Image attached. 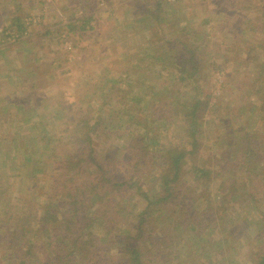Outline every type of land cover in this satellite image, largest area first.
Instances as JSON below:
<instances>
[{"label":"rangeland","instance_id":"1","mask_svg":"<svg viewBox=\"0 0 264 264\" xmlns=\"http://www.w3.org/2000/svg\"><path fill=\"white\" fill-rule=\"evenodd\" d=\"M28 1L0 0V6L3 7L0 8V12L3 11L0 17L6 19L10 12L16 11L18 4L27 7ZM30 1L31 4L35 3L36 7L33 10L42 13L43 17L40 23H37L39 26L32 27L37 29L35 32L31 31V35L20 38L18 42H12V46L14 45L12 48L21 49L22 57L18 55L14 61L15 64H12L7 60L8 55L0 54L1 214H3L2 207L5 203V194L1 193L3 191H6L7 196L10 195L7 192H12L13 203L16 204L18 202L15 201L16 195L22 200L31 195L35 197L37 203H41L48 195L51 190L49 175L54 172L55 166L46 159L60 157L58 151L62 152L59 150L61 143L71 142L68 132L63 130L79 126L73 119V115L81 112L84 107L92 108L97 118H100V113L103 111L112 114L113 117V121L107 116L101 117L102 121L93 133L92 141L96 156L109 159L118 148L116 156L122 157L123 143L127 141L128 136L120 131V125L125 123V120L115 119L119 116L113 113L111 106L118 105L114 101H109L110 104L106 102L103 95L107 93L103 89H106L107 78L118 76L116 66H122V69L126 70V67L131 68L132 65L137 64V61L131 60L128 54L130 49L134 50V43L141 41L143 37L135 35L130 28L129 36L125 41L128 51L120 58L119 55L125 50V43L122 42L121 45L113 41V35L120 39L123 31H126L128 27L127 24L135 25L134 30L145 25L147 29L144 35L146 36L158 32V29H152L153 26L150 24L155 18L146 20L144 22L146 24H143L138 16L133 17L135 11L129 9L127 4L114 8L129 0H92L94 5L98 3V8L93 13V21L90 23L94 29L84 31L80 36L77 30L68 32L66 24L73 17H79L84 11L83 7L86 9L85 2L78 4L76 0ZM216 2L218 0H151L152 9H157V14L165 18L162 23L166 20L170 21L161 23L165 26L170 27L183 19L189 22L186 18L187 14L184 13L187 11L195 13L192 15L193 21L197 23L193 26L197 30L194 44H196L200 65L205 71L196 73L191 83L184 81L182 86L179 84L177 88L175 85L179 82L177 71L164 70V73L150 71L145 76H149L151 84L157 86V89L163 90V86L165 90L175 88L179 92H186L192 100H195L200 92L203 98L210 95L208 108L204 109V115H201L200 147L195 154H187L184 158L186 173L182 174L181 179L182 185L184 180L187 186L191 182L190 185L196 188L201 197H198L195 203L202 207L205 204L202 201L204 194L201 195L203 187L201 183L197 184V181L193 180V165H204L208 163L207 158L213 156L212 165L219 174L208 188V193H213L211 197L210 194L207 196L210 199L207 203L210 208H215L216 204L220 203L215 192L222 181H228L230 176L239 180L241 183L238 186L239 192L234 194V198L228 204L221 206L229 231L224 235L221 231L225 229V226H220L219 221L210 224L209 229H206L204 233L194 236V231L182 229L173 221L174 210H169L168 213H171L172 217L165 219L160 217L150 226L153 232L162 226V244L168 246L163 250L162 256L158 255L154 258L147 255L146 246L143 247V243H140L144 252L141 255L144 264H199L200 262L203 264H264V150L257 149L261 144L264 148V121L260 119L262 115L258 114L259 108L256 107L258 99L251 88L255 77L260 72V66L257 63L264 65V0H235L234 4L229 2L223 8H218ZM85 11L87 14V9ZM206 16L209 17L210 22L198 24ZM232 22H234L233 26L230 24ZM7 23L9 24L8 20ZM179 27L176 26L166 32L168 40L174 39L181 42V39H184L183 36L190 38L191 35H185ZM234 43L236 47L233 46ZM155 49L152 47L151 52ZM14 52L17 53V49ZM172 53H176V50H172ZM247 53L249 61H246ZM162 56L163 54L160 58ZM164 57V60L156 63L154 67L156 70L159 69L160 63L165 64L163 65L165 68L171 69L172 60L165 55ZM14 67L15 70H13ZM104 67L109 70L103 69ZM184 71L181 70V77L187 74ZM144 80L147 82V79ZM260 87L264 90V84L256 82L255 88ZM145 88L151 89V86ZM150 92L152 93L149 91L147 97L150 96ZM108 98H110L109 95ZM28 118L30 122H27ZM140 128L143 130V127ZM229 132L233 135L230 136ZM251 134L255 135L251 141L254 143L258 141L257 146L250 143L251 148L256 149L257 159L254 158L253 165L257 172H253L250 176L244 164L233 172L230 167L232 165L227 164L222 169L226 163L223 162L226 156L230 157V161H237L236 147L249 143L247 136ZM34 138L40 141L36 142ZM50 146L51 150L55 149V151H51ZM190 148L188 146L187 151ZM225 151L229 153L226 155ZM210 153L211 156L208 157ZM216 157L217 160H215ZM151 160L157 164L156 168L160 167L158 163L161 160L158 154H153ZM260 163L262 168L259 166ZM142 165L143 162H139L138 166ZM149 173L150 175L144 177L145 180L133 178L132 182L138 181V184L133 186L134 190L141 181H144L145 187L149 189L158 185L154 175L157 173L155 168ZM253 179L256 180L255 185L251 183ZM161 187L159 185V188ZM234 187L236 186L230 187L231 192ZM173 189L175 192L178 191L175 186ZM246 189L251 190L250 194H245ZM225 190L227 191L228 188ZM178 200L179 197L176 195L173 199L163 202L160 205L163 208L162 211L175 202L177 205ZM134 202L135 206H131L132 209L136 208L134 212L141 210L147 203L142 195H137ZM40 213L41 211L38 212ZM118 214L122 215V213ZM246 222L248 226L244 233L233 232L232 235L233 230L235 231ZM125 231H127L126 227L123 226L110 234H99L100 236L87 243L91 246L87 251H92L94 256L99 252L101 262L109 260V264H122L115 262V257L120 253L119 247L122 242L118 244V241L124 237ZM173 233L175 238L171 239ZM219 238L221 241L217 240ZM198 241L209 246L201 250L202 246L197 244ZM211 241L212 244L209 243ZM221 249L226 251L227 256L220 261L215 258V255ZM63 253L66 257L61 264H84L83 261L87 257L81 255L76 260L78 256L74 255L72 248Z\"/></svg>","mask_w":264,"mask_h":264},{"label":"trees","instance_id":"2","mask_svg":"<svg viewBox=\"0 0 264 264\" xmlns=\"http://www.w3.org/2000/svg\"><path fill=\"white\" fill-rule=\"evenodd\" d=\"M76 1L78 4L85 2L84 6L88 13L86 14V9L83 7L82 10L85 12L83 11L79 17H73L66 26L68 32L77 30L78 33L80 32V36L82 32L94 29L90 23L93 21V13L98 8V3L96 2L94 5L92 0ZM234 1L218 0L216 4L218 8H223L229 2L234 4ZM150 3L151 0H129L114 7L119 8L127 4L129 9L135 11L133 17L138 16L143 24H146L144 23L146 20L150 21L155 18L150 24L153 26L152 29H158V32L146 36L144 35L147 29L145 25L134 30L135 25L127 24L128 27L126 31H123L120 39L113 35V41L119 42L121 45L127 40L131 29L135 35L143 37L141 41L134 43V50L131 51L130 49L128 54L131 60L137 61V64L132 65L131 68L130 66L126 67V70L122 69V66H120L121 68L116 66L118 76L107 78L106 89H103L107 93V95H103L106 102L110 104L109 101H114L118 105L111 106L113 113L119 116L115 119L123 118L125 120V123L120 125V131L128 136L127 141L123 143L122 157L116 156L119 151L118 148L115 149L109 159L96 156L94 151L93 133L101 123V117L107 116L113 121L112 114L103 111L100 113V118H97L96 112L92 108L84 107L81 112L73 115V119L79 124L78 127L76 126L79 130L74 127L70 128V131L63 130L68 132L71 142L69 144L61 143L59 150L62 152L58 151L60 157L46 159L55 167L54 172L49 175L51 190L44 197V200L37 203L35 197L31 195L24 200L16 195L15 201L20 202L16 204L13 203L12 192H7L10 194L9 196L6 195V191L1 192L5 194V203L3 209L1 208L3 214L0 212V264H61L66 257L63 252L70 248L75 253L74 255L78 256L76 260L81 255L87 256L83 261L84 264H109V260L101 262L99 252L95 253L94 256L92 251H87L91 248L87 243L93 241L101 233L110 234L118 227L123 228V226L126 227L127 231H125L124 237L118 241V244L122 242V245L119 247L120 253H117L115 262L144 264L141 259L144 252L140 243H143V247L146 246L147 255L154 256V258L158 255L162 256L163 250L168 246L162 244V226L154 232L150 226L160 217L162 219L172 217L171 213H168L169 210H174L173 221L182 229L194 231V236H199L200 233L209 229L210 224L219 221L220 226H225L221 232L225 235L229 231L225 216L221 212V206L228 204L234 198V194L239 192L238 186L241 185L239 180L237 181V178L230 176L228 181H222L215 192L220 203L216 204L215 208H210L207 205L210 200L207 196L210 194L211 197L213 193H208V188L211 187V182L219 174L217 169L213 168L211 153L208 155L211 157L207 158L208 163H204L205 166L193 165V180L197 181V184L201 183L203 187L201 195L204 194L202 201L205 204L202 207L195 203L197 198L201 197L196 188H193L192 184L190 185L191 182L187 186L184 180L182 185L181 179L182 174L186 173L184 158L187 154H195L200 147L201 115H204V109L208 108L210 95H207L208 98H203L202 92H200V95L192 100V97L186 92H179L175 88L165 90L163 86V90L157 89V86L151 84L149 76H145L150 71L155 73H164V70L177 71L176 73H179V82L175 84L177 88L179 84L182 86L184 81L191 83L192 77L196 73L205 71L200 65L198 52L195 48L196 44H194L197 30L193 26L197 23L193 21L194 16L192 15L195 13L185 9L187 12L184 14H187L186 18L189 19V22L183 19L169 27L162 24L170 21L166 20L162 23L165 18L158 15L157 9H152ZM32 7H34V3L31 4L30 0L27 7L18 4L16 11L10 12V16L7 15L9 21L7 29L19 33H23V29H30L31 25L27 23L24 15ZM113 13L115 12L113 11ZM184 21L185 23H183ZM209 22L210 19L206 16L198 24L203 25ZM233 23L230 24L233 26ZM176 26H180V30L185 35H191L190 38L183 36L184 39H181V42L174 39L168 40L166 32ZM18 41L19 39L15 42ZM233 46L236 47V43ZM152 47L153 49L156 48L153 52H151ZM124 48L123 53L119 55L120 58L128 51L127 42ZM172 50H176V53H172ZM131 52L134 53L131 54ZM159 54H163V56L160 58ZM164 55L172 60L171 69L165 68L163 66L165 64L161 65L160 63L159 69L156 70L154 68L156 63L164 60ZM249 59L247 53L246 61ZM257 64L260 66V72L255 77L251 88L258 99L256 106L259 108L258 114L262 115L260 119L264 121V90L261 87L255 88L256 82L261 85L264 84V65ZM103 69L109 70L107 67ZM216 69L218 68L216 67ZM181 70L187 72L183 77H181ZM144 79H147V82ZM150 86L151 89L145 88ZM149 91L152 93L150 92V96L147 97ZM27 122H30L29 118ZM140 127H143L144 131ZM229 135L232 136L233 133L229 132ZM253 137L255 135L247 136L248 142H250L244 143V146L236 147L237 161H230L229 156L224 158L223 162L226 163L222 169L227 164L232 165L230 167L233 172L237 167L244 164V168L250 176L256 171V167L253 165L254 158L257 159L255 157L256 149L251 148L250 143L257 146L258 141L252 142ZM13 139L15 141V137ZM34 140L37 142L39 139L34 138ZM188 146L191 147L189 151H187ZM49 148L51 150V146ZM259 148L264 150L262 144L258 145L257 149L259 150ZM52 150L55 151V149ZM224 153L227 155L229 152L225 151ZM153 154H158L160 162L163 163H158L159 168H156L157 164L151 160ZM217 159L216 157L215 160ZM258 161L262 162L259 159ZM139 162H143V165L138 166ZM259 166L262 168V163ZM154 168L157 172L154 175L158 185L149 189L145 187L144 181H141L134 190L133 186L138 184V181L132 182L133 178L145 180L144 177L150 175L149 172ZM255 181V179L251 181L252 185H255ZM159 185L162 187L159 188ZM173 186L178 191L175 192ZM233 186H236L233 188L235 192L233 189L232 192L230 190V187ZM226 188H228L227 191ZM250 191V189H246L245 194H250ZM137 195H142L147 203L141 210L134 212L136 208L132 209L131 206L135 204L134 200ZM176 195L179 197L178 204L176 205L175 202L162 211L163 208L160 205L170 198L173 199ZM227 195L230 196L227 197ZM39 211H41L40 214H38ZM118 213H122V215ZM247 226L248 223L246 222L237 227L235 231L232 229V235L233 232L235 234L244 233ZM174 238L175 234L171 236V239ZM217 240L221 241V238ZM209 243L212 244V241ZM197 244L202 246L201 250L209 246L203 245L200 241ZM226 254V251L221 249L215 258L221 261L227 256ZM199 264L203 263L200 262Z\"/></svg>","mask_w":264,"mask_h":264},{"label":"crops","instance_id":"3","mask_svg":"<svg viewBox=\"0 0 264 264\" xmlns=\"http://www.w3.org/2000/svg\"><path fill=\"white\" fill-rule=\"evenodd\" d=\"M34 7H36L35 3H34ZM34 7L28 9L27 14L24 15L27 19V23L31 25V28L30 29L29 28L23 29V33H19L17 31V36L14 35L15 34L14 32H16L15 30L7 29V25H8L7 16H6V19L5 18L2 19L0 17V21H1L0 22V54L2 56L8 55L7 60H9V62L12 64H15L14 61L17 59L16 57L18 55H20V57H22V51L19 47L18 48H12L14 45L12 46L10 44L12 42H15L17 39L31 35V33H30L31 31L35 32L37 29L32 28V27H35V25H36V27L39 26V24L37 25V23H40V21L43 17L42 13H38L36 10H33ZM0 8H3V7L0 6ZM2 12H0V13H2ZM0 16H2V15L0 14ZM15 49H17V53L14 52ZM8 53H10V54H8ZM13 70H15V67L13 68Z\"/></svg>","mask_w":264,"mask_h":264},{"label":"built area","instance_id":"4","mask_svg":"<svg viewBox=\"0 0 264 264\" xmlns=\"http://www.w3.org/2000/svg\"><path fill=\"white\" fill-rule=\"evenodd\" d=\"M14 33H15L14 35L17 36V33L16 32H14Z\"/></svg>","mask_w":264,"mask_h":264}]
</instances>
